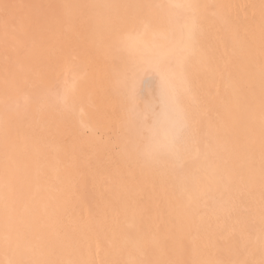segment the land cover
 <instances>
[{
	"label": "bare ground",
	"instance_id": "bare-ground-1",
	"mask_svg": "<svg viewBox=\"0 0 264 264\" xmlns=\"http://www.w3.org/2000/svg\"><path fill=\"white\" fill-rule=\"evenodd\" d=\"M188 2L208 7L201 9L202 46L188 65L193 96L185 102L194 103L199 113L196 135L202 152L217 160L215 153H228V167L239 178L227 190L214 180L199 179L204 176L203 156L195 152L173 156L163 177L121 160L115 146L124 110L134 109L142 137L164 138L170 106L161 99L159 78L151 71L138 75L132 99H122L116 81L125 69L127 49L114 45L93 10L63 7ZM4 3L20 7L7 30L0 13V133L6 93L24 104L25 97L46 88H62L70 58L79 68L78 92L86 85L91 97L84 107L92 115V131L81 127L79 118L47 105L31 116L26 106L7 114L17 146L13 158L26 177L25 191L37 200L30 205L35 215L30 229L43 233L45 258L71 255L113 264L126 258L129 234L144 238L137 255L151 264H232L247 258L244 250L260 232L264 198L259 170L264 0H0ZM185 38L178 26L162 19L146 31L133 32L128 43L149 58L179 63L182 55H191L181 52ZM17 88L24 94L18 96ZM251 151L256 168L250 175ZM191 187L194 201L184 195ZM221 200L229 201L226 210ZM190 204L198 209L195 214L186 211Z\"/></svg>",
	"mask_w": 264,
	"mask_h": 264
},
{
	"label": "snow or ice",
	"instance_id": "snow-or-ice-1",
	"mask_svg": "<svg viewBox=\"0 0 264 264\" xmlns=\"http://www.w3.org/2000/svg\"><path fill=\"white\" fill-rule=\"evenodd\" d=\"M20 6L4 3L0 5L5 28L15 24V10ZM45 7V6H30ZM56 7V6H47ZM66 8H88L93 10L95 19L104 30L113 38L117 48L125 47L128 56L125 69L116 81L118 94L122 99H132L136 90L137 77L141 72H154L159 78L161 99L170 106L169 131L164 138H144L136 130V116L134 109H125V120L122 123L123 132L119 136L118 148L121 160L129 167L139 170H151L162 177L167 174L173 156L197 153L203 156L204 176L199 179L214 180L224 189L235 184L238 175L235 168H229L226 160L228 153H215L218 160L206 152H202V140L197 139V126L200 123L199 113L194 103H186L185 98L193 96V87L189 80L188 65L198 49L202 46L204 30L202 25L201 9L206 5L197 3H168V4H123L104 3L93 5H64ZM151 10V11H148ZM179 27L183 48L181 52L191 55L181 56L179 63L171 58L145 56L136 46L129 44L133 32L141 29L148 30L161 20ZM36 23H40L39 20ZM205 62V61H202ZM148 65V67H146ZM79 70L76 61L70 58L64 67L63 87L46 88L31 97H25V103L20 99H13L9 95L4 100V125L0 133V149L3 165L0 167V264H93L84 259H67L53 261L45 258V237L43 233L34 234L30 224L34 223L35 215L30 205L37 203L36 197L26 192L24 185L26 177L17 166L13 152L16 143L13 138V129L9 126L8 111L10 108L17 112L27 107L29 116L33 110L40 112L43 106L55 107L68 117H77L81 127L92 131L90 124L92 115L84 107L86 99L90 102L87 86L78 92L75 73ZM218 70V69H216ZM71 75L72 80L68 77ZM264 76V73H262ZM27 81L25 88H27ZM17 95H23L24 89L17 88ZM39 105V107H37ZM87 117V122L85 120ZM248 172L251 175L256 168L255 151L248 154ZM259 170L262 186H264V104L260 111L259 136ZM194 178V182H195ZM85 193V196H89ZM184 195L195 200V188H186ZM223 209H227L228 200L218 202ZM186 211L195 214L198 209L190 204ZM261 227L256 241L245 248L247 258L232 262V264H264V198L261 201ZM144 238L129 234L125 238L127 255L122 261L113 264H151L149 261L138 258L142 252ZM51 247L50 245L48 246ZM108 264V262H104Z\"/></svg>",
	"mask_w": 264,
	"mask_h": 264
}]
</instances>
